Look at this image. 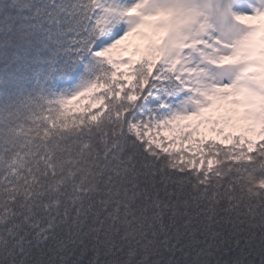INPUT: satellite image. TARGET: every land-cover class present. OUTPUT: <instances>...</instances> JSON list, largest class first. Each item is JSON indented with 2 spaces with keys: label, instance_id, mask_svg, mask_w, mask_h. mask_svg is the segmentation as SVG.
I'll return each mask as SVG.
<instances>
[{
  "label": "snow or ice",
  "instance_id": "1",
  "mask_svg": "<svg viewBox=\"0 0 264 264\" xmlns=\"http://www.w3.org/2000/svg\"><path fill=\"white\" fill-rule=\"evenodd\" d=\"M0 264H264V0H0Z\"/></svg>",
  "mask_w": 264,
  "mask_h": 264
}]
</instances>
